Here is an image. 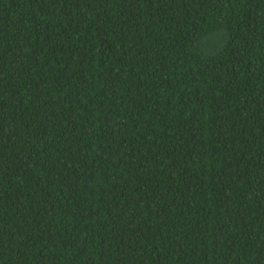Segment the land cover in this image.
I'll use <instances>...</instances> for the list:
<instances>
[{
  "label": "trees",
  "instance_id": "16d2710c",
  "mask_svg": "<svg viewBox=\"0 0 264 264\" xmlns=\"http://www.w3.org/2000/svg\"><path fill=\"white\" fill-rule=\"evenodd\" d=\"M0 264H264V0H0Z\"/></svg>",
  "mask_w": 264,
  "mask_h": 264
}]
</instances>
